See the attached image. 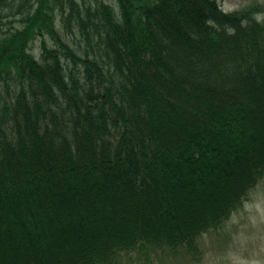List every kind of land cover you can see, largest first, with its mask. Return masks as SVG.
I'll return each mask as SVG.
<instances>
[{
	"label": "trees",
	"instance_id": "16d2710c",
	"mask_svg": "<svg viewBox=\"0 0 264 264\" xmlns=\"http://www.w3.org/2000/svg\"><path fill=\"white\" fill-rule=\"evenodd\" d=\"M117 1L8 6L0 264L177 258L264 180V5ZM75 16L98 55L62 38Z\"/></svg>",
	"mask_w": 264,
	"mask_h": 264
},
{
	"label": "rangeland",
	"instance_id": "374dc122",
	"mask_svg": "<svg viewBox=\"0 0 264 264\" xmlns=\"http://www.w3.org/2000/svg\"><path fill=\"white\" fill-rule=\"evenodd\" d=\"M20 0H7L6 4H0L2 17L0 19V31L8 30L7 23L14 22L20 25L19 15L16 11L10 12L9 5L17 4ZM35 0H32L34 2ZM81 8H87L97 4V0H78ZM119 13L117 0H103ZM221 7L226 12L236 11L248 6L263 7L264 0H220ZM82 18L86 19V11ZM259 19H264V13L259 14ZM62 38L72 49L79 54L98 55L95 33L87 41V34L79 26L78 18L72 17L71 22L63 20L60 25ZM50 46H56V42L48 37ZM41 41L35 40L32 52L39 58L41 54ZM73 67L74 64L70 62ZM197 251L182 253L175 257L160 259L151 257L147 260L142 256L127 258L122 264H264V180L259 182L249 194L242 206L236 208L230 219L221 230H209L195 245Z\"/></svg>",
	"mask_w": 264,
	"mask_h": 264
}]
</instances>
